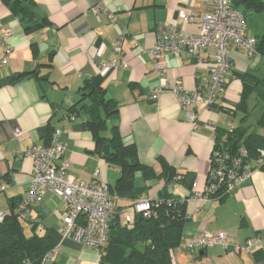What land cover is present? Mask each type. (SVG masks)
Listing matches in <instances>:
<instances>
[{
    "label": "crops",
    "instance_id": "obj_1",
    "mask_svg": "<svg viewBox=\"0 0 264 264\" xmlns=\"http://www.w3.org/2000/svg\"><path fill=\"white\" fill-rule=\"evenodd\" d=\"M30 1L47 25L27 34L18 16L0 0V30L8 29L12 34L7 42L11 52L0 68V212L10 214V201L19 202L25 197L33 161L18 156L45 144L49 120L62 131L69 162L67 175L85 184L102 182L113 187L119 168L108 166L94 152L92 136L79 118L67 117V109L78 100L77 89L82 82L98 76V64L109 61L114 62L116 69L104 74L103 86L107 97L118 107L119 133L127 143L135 145L139 162L156 174L161 171L160 160L175 173H192L196 191H203L216 136L227 134V127H236L242 116L234 111L242 91L235 73L264 75V9L245 17L248 34L260 45L258 54L248 59L241 50L229 47L232 71L225 91L211 110L195 108L198 120L192 129L170 88L182 87L188 93L200 89L208 79L209 66L183 52L164 57L165 74L159 77L153 71L151 49L161 21L185 34L196 33L197 24L179 21L176 11L184 6L196 15L204 14L207 5L203 0ZM96 5L100 12L94 11ZM120 38L117 53L113 47ZM50 52L52 58L48 62ZM3 55L0 46V58ZM121 60L126 63L125 68ZM36 69L44 81L26 78L6 84L12 75ZM165 83L169 89L152 100V91ZM254 100L251 95L249 108ZM252 118H248L249 122ZM16 128L22 131L19 140L12 138ZM255 130L264 136V118ZM141 184L137 179V185ZM145 185L150 189L142 197L186 200L181 239L171 252V264H264V170L254 172L232 194L206 202L193 201L188 186L175 178L167 184L156 179ZM132 203L126 199L116 201L114 216L120 223L126 221L127 215L132 216ZM62 211L61 201L45 192L42 202L21 220L26 236L46 235L58 246L45 264H101L100 253L94 248L64 240L57 234ZM204 233H225L230 247L199 251L182 247ZM252 238L261 239L260 250L252 254L234 251L236 244Z\"/></svg>",
    "mask_w": 264,
    "mask_h": 264
},
{
    "label": "built area",
    "instance_id": "obj_2",
    "mask_svg": "<svg viewBox=\"0 0 264 264\" xmlns=\"http://www.w3.org/2000/svg\"><path fill=\"white\" fill-rule=\"evenodd\" d=\"M203 1L207 5L204 14L196 15L184 6L176 11L179 21L197 24L196 33L185 34L177 27L161 21L156 26V39L151 49L153 71L159 77L165 74L164 57L183 52L198 63L209 66L208 79L200 89L188 93L182 87L170 88L192 129L196 128L198 120L195 108L200 106L203 110H211L225 91L226 79L232 68L229 47L241 50L248 59L258 54L256 39L248 34L244 16L231 7L230 0ZM100 10L98 5L94 7L96 13ZM11 35L8 29L0 30V46L4 53L0 58V68L11 52L7 44ZM121 42L122 38L113 47L117 53L120 52ZM121 66L126 67L124 60H121ZM111 69H116L113 61L98 64L100 75ZM167 89L169 85L165 83L163 87L153 90L150 98L156 100ZM232 128V125H229L226 133H231ZM61 134L62 131L56 128L46 146H34L25 153L19 154L18 157L30 158L33 166L26 195L18 203L15 212L20 220H25L28 211L42 202L44 193L49 192L61 201L63 207L61 224L57 230L60 238L70 239L99 252L106 244L118 199L110 193L109 186L105 183L85 184L67 175L69 168L68 159L65 157L67 147L61 139ZM21 136L20 129L13 130L14 140H19ZM257 153L254 162H244L247 153L244 148H240V157L228 165L224 154L213 150L205 187L203 191L197 192L196 184H192L190 198L196 202H206L217 193H222L223 197L232 194L242 182L264 165V150H258ZM157 201L155 196L139 197L133 201L132 211L141 217L149 218L154 215L151 208ZM8 215L0 212V223ZM130 221L131 216L127 215L126 222ZM182 247L188 251L212 247L226 249L230 247V242L225 233H204L195 240L183 243ZM261 248V239L252 238L247 239L243 244H236L234 251L252 254ZM57 250L58 246L55 244L54 248L44 255L41 264L47 263Z\"/></svg>",
    "mask_w": 264,
    "mask_h": 264
},
{
    "label": "trees",
    "instance_id": "obj_3",
    "mask_svg": "<svg viewBox=\"0 0 264 264\" xmlns=\"http://www.w3.org/2000/svg\"><path fill=\"white\" fill-rule=\"evenodd\" d=\"M2 1L18 16L25 33L30 34L46 27L45 18L38 17L30 0ZM230 5L245 18L248 14L262 11L264 0H230ZM259 49L258 44V52ZM51 58L50 52L48 62H51ZM235 76L242 83V91L234 111L240 112L242 116L236 127L232 125L231 133H218L212 148V151L217 150L224 154L228 165L240 157V148L246 150L247 157L244 162L248 163L256 160L258 150H264V136L255 130L264 118V75L258 77L249 73H235ZM26 78L45 80L38 77L36 69L31 73L12 75L6 84ZM104 79L105 75L99 74L82 82L77 89L78 100L67 109V117L70 119L78 115L82 126L92 136L94 152L108 166L119 168V177L113 187L109 186L110 193L117 199L133 202L150 189L145 185L146 182L162 179L167 184L174 178L187 185L191 191L194 184L192 173H175L168 164L160 160L161 171L156 174L139 162L135 145L127 143L119 133L118 107L107 97L103 86ZM251 95L255 100L254 105L249 108L248 100ZM248 118L252 120L249 122ZM50 121L47 124L43 146L49 143L56 129ZM226 142L227 146L224 147ZM261 170H264V165L259 167V171ZM137 179L142 181L141 185H137ZM214 197L223 198L222 193H217ZM157 200L151 208L154 215L149 218L141 217L132 211L131 221L120 223L118 217L114 216L106 244L99 251L101 264H171V252L181 239L186 200L170 199L168 196ZM19 202L10 201L11 213L0 223V264H41L44 255L52 250L55 244L46 235L26 236L22 221L14 212Z\"/></svg>",
    "mask_w": 264,
    "mask_h": 264
},
{
    "label": "water",
    "instance_id": "obj_4",
    "mask_svg": "<svg viewBox=\"0 0 264 264\" xmlns=\"http://www.w3.org/2000/svg\"><path fill=\"white\" fill-rule=\"evenodd\" d=\"M77 115V114H76ZM77 118H78V115H77ZM227 146V142L224 144V147H226ZM114 223V219L113 220H111V226H112V224Z\"/></svg>",
    "mask_w": 264,
    "mask_h": 264
}]
</instances>
